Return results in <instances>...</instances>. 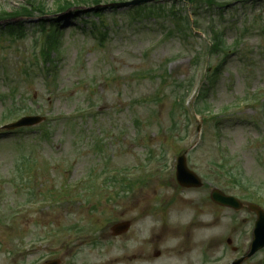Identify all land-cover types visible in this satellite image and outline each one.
<instances>
[{
    "label": "rangeland",
    "instance_id": "obj_1",
    "mask_svg": "<svg viewBox=\"0 0 264 264\" xmlns=\"http://www.w3.org/2000/svg\"><path fill=\"white\" fill-rule=\"evenodd\" d=\"M17 1L0 0V5L7 4L10 8ZM55 1L42 0L47 10L53 8ZM101 1L105 5L111 0ZM227 3L231 7L225 17L214 18L224 31L226 46L231 49L227 58L203 54V48L210 41L207 25L210 21L202 13L197 37L184 40L165 36L171 22L163 13L131 20L125 9L116 12L107 9L103 18L108 35L101 44L89 34L90 24L85 26V33L79 30L84 26L80 16L63 17L60 53H57L58 58L53 55L54 60H58L47 81L41 71L33 73L27 69V61L34 52L35 29L31 27L34 21L25 23L27 32L23 39L1 38L0 95L6 96L12 91L14 100L0 97V118L6 106L25 104L29 114L43 115L46 120L24 134L0 135V264L9 262L6 248L21 245L20 229L25 218L30 221L37 218L41 222L36 227L29 225L28 231L34 230L31 235L38 233L48 240L47 245L43 243V251L62 247L64 233L58 232L57 226L96 222L100 228H105L108 239L102 243L100 251L89 249L88 241L84 248L70 246L73 253L81 252L78 258H100L102 253L108 260L129 258L135 251L148 252L153 248L149 244L151 232L166 225L178 229L168 237L170 245L165 248H179L175 255L183 256L186 264H229L244 254L248 231L255 219L245 209L240 212L221 208L201 210L198 204L192 212L179 202L173 207L177 210L167 209L162 216L159 212L156 215L147 212L159 205L163 197L204 196L213 186L231 195H247L249 188L258 186L264 203V2ZM170 4L165 6L168 8ZM154 9L157 10V6ZM175 9L182 11L179 14L191 12L178 2ZM92 20L96 22L88 19V23ZM217 64L221 65V70L209 81ZM163 70L168 74L164 81ZM189 86V105L184 104L182 108L179 103L175 105ZM199 88V96L204 91L203 100L196 99ZM81 92L97 101L94 113L98 117L84 124L88 136L86 146L80 151L73 148V132L67 129L62 136V120L49 141H31L32 137L40 136L42 128L47 126L44 124L51 119L73 111L79 102L86 103L80 97ZM68 96L72 99L68 100ZM193 104L198 105L205 119L195 114ZM199 124L201 129L197 132ZM104 134L108 135L105 151L97 157L89 147L95 141L90 136L101 138ZM185 151L188 166L206 184L201 191L192 194L179 191L170 171L174 159ZM32 152L36 161L31 171L15 172L16 160L23 153ZM149 154L159 161L155 158L148 161ZM225 167L247 180L231 193L227 189L232 184L225 175ZM101 172L110 176L114 172L117 176L126 173L132 182L143 183L135 184L130 193H121L118 197L106 194V199L101 200L98 192H103L99 191L101 187L96 180L97 193L88 200L75 197L68 206L64 202L52 205L54 198L47 197L63 186H75L70 188L73 193V189L83 186H76L80 181H86L89 175L97 179ZM17 187L20 189L16 190ZM128 196H133L134 202ZM27 198L36 206L24 205L23 211L17 212H33L24 218L18 213V219L8 226L2 219L3 214L10 216L14 207ZM188 202L191 204L190 200ZM67 210L79 214L63 217L62 213ZM56 214H59L57 220ZM193 215L198 219L196 227L192 226ZM124 220L132 222L133 229L123 240H111L109 226ZM96 223L91 225L97 226ZM188 228L193 231L189 243L184 239ZM67 236L70 242L76 238ZM211 238L217 239L213 244L215 248L207 251ZM228 238L231 245L226 243ZM207 253L214 255L212 262H201ZM64 255L68 258V251ZM169 257L173 258L166 253L153 264H168ZM19 258L18 254L16 259ZM263 261L264 252H261L244 264H263Z\"/></svg>",
    "mask_w": 264,
    "mask_h": 264
},
{
    "label": "water",
    "instance_id": "obj_2",
    "mask_svg": "<svg viewBox=\"0 0 264 264\" xmlns=\"http://www.w3.org/2000/svg\"><path fill=\"white\" fill-rule=\"evenodd\" d=\"M149 1H153V0H141V1H135L133 2V4H137V3H142V2H149ZM25 124H30L28 123V121H33V119H25ZM21 124H17L16 126H19ZM177 180L178 182L186 187H189L192 185L193 181L195 180V177L193 174L189 173L185 168L184 165L181 164L178 168V172H177ZM218 201L219 203L225 204V205H229L235 209H238L239 205L238 202L233 199V198H228V197H224L222 195L219 194L218 197ZM251 209L254 210L257 213L258 216V220L256 222V226H255V243L259 242L256 246V248H254L252 250L251 253H253L254 251H256L259 247H262L264 245V212H262L260 209L251 206ZM123 226V225H122ZM121 227V226H118ZM118 227H115V229H117ZM242 260H239L237 262H235L234 264H240Z\"/></svg>",
    "mask_w": 264,
    "mask_h": 264
},
{
    "label": "trees",
    "instance_id": "obj_3",
    "mask_svg": "<svg viewBox=\"0 0 264 264\" xmlns=\"http://www.w3.org/2000/svg\"><path fill=\"white\" fill-rule=\"evenodd\" d=\"M29 3L31 6L35 7L37 5L38 9L40 8V1L39 0H29ZM207 3H212V4L216 3L217 4V0H207ZM70 6H71V4L68 2H60L57 4L56 9L59 12H63L66 9H68ZM141 12L142 13H151V10H150V8H145ZM25 13H26V11H25ZM15 16H16V14H7L4 11H2L0 14V20L15 17ZM211 30L213 32V38H214L213 50L220 51L222 48V41H221L220 33L217 32L216 30H213V28ZM7 32H8V34H10L9 30ZM182 32H185V27L183 28ZM57 34H58V30L57 29L53 30V27H52L51 32L47 36V39H46L47 43L51 46V48L54 47L57 43Z\"/></svg>",
    "mask_w": 264,
    "mask_h": 264
}]
</instances>
